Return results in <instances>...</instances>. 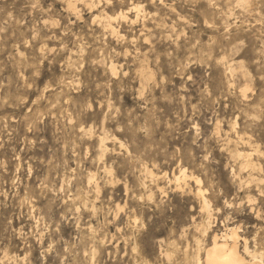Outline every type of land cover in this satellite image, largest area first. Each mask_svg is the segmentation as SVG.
<instances>
[{"label":"rangeland","instance_id":"rangeland-1","mask_svg":"<svg viewBox=\"0 0 264 264\" xmlns=\"http://www.w3.org/2000/svg\"><path fill=\"white\" fill-rule=\"evenodd\" d=\"M247 2L100 0L73 11L65 0H0V264L192 262L183 252L207 215L166 178L158 191L144 166L200 177L212 229L236 224L264 252V193L249 178L264 189V0ZM118 9L135 20H115L121 39L92 19ZM235 131L263 151L258 169L232 157ZM98 134L123 146L100 155Z\"/></svg>","mask_w":264,"mask_h":264},{"label":"bare ground","instance_id":"bare-ground-1","mask_svg":"<svg viewBox=\"0 0 264 264\" xmlns=\"http://www.w3.org/2000/svg\"><path fill=\"white\" fill-rule=\"evenodd\" d=\"M99 1L100 0H65V3H66V6L68 9L75 11L78 9V3H80V2H82V4H83V2H85L88 5H90V7L96 9V6L98 5L97 2H99ZM237 1L242 6H246V3H248L247 2L248 0H237ZM130 6H131L130 9H133L137 12L136 16L139 15L140 11L144 10L142 5L138 2L137 3L133 2ZM101 9H102V7H101ZM128 10L129 9H127V10L121 9V10H119L113 14H108V13H105L103 11H99L97 14L93 15L94 17L92 19H93V21L104 19L105 20V22H104L105 27L109 31V33H111V35L114 34L118 37V39H121L123 37V35L118 30V28L114 25L115 24L114 22L118 18H121L124 20H131L133 22L134 19H132V16H131V18L129 17V15H128L129 11ZM108 12H110V11H108ZM101 23H103V22H101ZM99 24L100 23H97V25H99ZM103 27H104V25H103ZM103 27L101 25V28H103ZM106 33H107V31H106ZM114 35H112V36H114ZM222 61H224V60H222ZM107 63H109V61ZM140 65H141V69H140L141 75L140 76L146 78L144 80H147V79L150 80L152 78V72L143 63H141ZM117 66L118 65H116V63L114 61H110L109 65H108L109 68L107 71L110 70L112 75H116L117 74ZM226 68L229 71L228 73L233 72V67L231 65H229ZM232 130H234L233 123L230 124V127H229V131H232ZM84 132L87 133V131H84ZM228 134L229 133L226 132L227 139L229 142H232V140ZM235 134H236V137H235L236 141H234V142H240L241 146L240 147H234L232 150H230L232 157L238 158L240 160L241 167H249L250 169H253V170L258 169L259 166H258V163L255 161L254 156L255 155L259 156L260 154H263V151H261V149L257 145L253 144L248 136H244L243 134L239 133L238 131H235ZM118 140L119 139L114 135L112 137H110L107 135L98 134V136H97L98 153L100 155H105L108 152H110L109 150H111V149L109 147V143L113 144L114 142H117V144L119 143L120 146H123L122 141H118ZM98 158H100V156ZM108 169L106 166V168H105L106 174L108 173L109 175L110 174L113 175V173H111V170H110L111 168L109 170ZM144 172L146 173V175L148 177H150L151 180L156 181L155 186L157 187L158 191H160V192H165L166 189L159 184V181L161 180V178L162 179L166 178L168 183L173 187V189H175L177 191H181V192L187 191V192L193 194V196L196 197V199H198L200 202V206H199L200 208L199 209L201 210L202 213H205L207 215V221L206 222H203V221L195 222L196 220L194 221V225H193L194 231L198 234L194 240V242H195L194 244L196 245V248H195L192 255H190V253L188 252L187 247L183 252L184 258L186 260L187 259L192 260V262L190 261V262H188V264H190V263H192V264H264V252L258 248H251V245L249 244L248 238L246 236H242L239 233V226L238 225H236V224H232V225L229 224L228 225L227 224V225H225L224 231L221 233L212 229L211 224H212V222H214L212 219V215H213L212 210L213 209H212V205L210 203V200L206 195L207 190L201 186L202 184H201L200 177L194 175L193 173L187 172V169L184 167H180L178 173L173 172L171 174V176H167L166 173H163L162 175H158L157 173L154 172V170L148 168L147 166H144ZM94 178H95V174L90 172L88 179L93 180ZM249 178H250V181L255 183V186H256L257 190L259 191L258 193H264V189L260 186V184L263 182V179L258 174H257V176L251 174L249 176ZM192 183H194L195 185H192ZM95 188L97 191L99 190V186L97 183L95 184ZM147 196L149 198H151V197L153 198L152 192L149 193ZM247 198L249 201H252V202H254L258 199L252 195H248ZM260 202H261V199H260L259 203ZM255 205H257V204H255ZM259 206H260V204H259ZM259 206L255 207V209L253 208V210H255V212L258 216H259V213L262 209V208L260 209ZM117 207L119 208V206H117ZM255 212H253V213L255 214ZM260 217L261 216H259V218ZM207 238L209 239V241H208V243H205L204 241H206ZM167 255H169V254H167ZM16 258L17 257L15 255L12 258L14 264H17Z\"/></svg>","mask_w":264,"mask_h":264}]
</instances>
